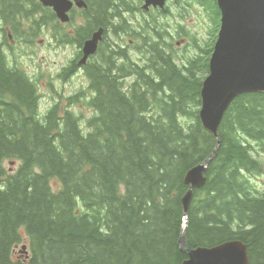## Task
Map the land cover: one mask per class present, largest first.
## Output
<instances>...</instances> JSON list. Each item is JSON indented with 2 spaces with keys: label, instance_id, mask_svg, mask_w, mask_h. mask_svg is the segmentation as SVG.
<instances>
[{
  "label": "trees",
  "instance_id": "1",
  "mask_svg": "<svg viewBox=\"0 0 264 264\" xmlns=\"http://www.w3.org/2000/svg\"><path fill=\"white\" fill-rule=\"evenodd\" d=\"M198 1L214 8L219 27L216 0ZM107 2L98 0L100 25ZM0 17L26 46L55 20L34 0H0ZM94 19L74 37H53L80 48ZM165 34L162 46H136L142 64L100 46L83 66L86 88L64 99L49 86L58 100L41 113L38 83L11 63L10 37L0 30V264H182L184 225L187 250L239 240L250 264H264V192L253 182L264 175V93L235 98L216 138L199 119L197 73L208 72L209 60L179 66ZM77 69L75 59L62 79ZM78 105L91 111L83 125ZM218 139L184 223V177ZM7 161L18 164L13 172ZM24 243L28 260L15 256Z\"/></svg>",
  "mask_w": 264,
  "mask_h": 264
},
{
  "label": "water",
  "instance_id": "2",
  "mask_svg": "<svg viewBox=\"0 0 264 264\" xmlns=\"http://www.w3.org/2000/svg\"><path fill=\"white\" fill-rule=\"evenodd\" d=\"M44 7L51 8L57 19L66 23L73 3L69 0H39ZM77 7H84L82 0H74ZM165 0H146L147 5L163 6ZM220 12V28L211 54L208 75L201 90L199 119L205 130L218 138L221 120L240 95L264 93V0H216ZM103 39L100 29L94 32L82 46L79 64L97 51ZM220 140L203 163L189 170L184 182L189 186L182 198L184 223L191 203L193 190L203 187L205 173L217 154ZM180 234L179 248L187 254L182 264H250L247 246L239 240H231L213 247H199L187 250L184 229ZM21 246L20 253H26Z\"/></svg>",
  "mask_w": 264,
  "mask_h": 264
},
{
  "label": "rangeland",
  "instance_id": "3",
  "mask_svg": "<svg viewBox=\"0 0 264 264\" xmlns=\"http://www.w3.org/2000/svg\"><path fill=\"white\" fill-rule=\"evenodd\" d=\"M181 3L186 7L189 5L188 11H173L174 14L171 17L167 20L166 18L163 19L164 29L167 30V32H165L164 29L163 31L168 34L166 43L170 47L172 46L171 52L180 65L181 63L186 64L192 61V59L197 56H202L204 60H209L217 41L220 28V26L217 27L218 22L215 10H213L214 8L212 9V7L208 8L199 1L193 3L191 0H181ZM24 28H27V26ZM56 28L59 29V27ZM70 29V27L64 28L60 33L67 34L71 37L74 32H70ZM6 30H8V27H6ZM6 30L5 32H7ZM7 34L12 35V32H7ZM53 35L54 29L43 28L40 34L34 39L33 44L29 46H26L21 40L15 37L9 40L15 53V55L10 58L11 63L14 64L15 58L17 67L23 69L38 83L41 96L39 103L41 113L45 112L50 105L58 100L57 96L52 94L49 86H52L64 99L76 94L80 89L86 88V81L82 78L80 73L70 78L67 82L58 79V75L60 74L59 70L73 60L78 48L73 45L59 44L57 41L58 39L55 40L52 37ZM126 40L128 41V39ZM117 42H119V40L108 33L103 46L109 43L116 46L115 44ZM120 44H125L124 39ZM137 44L139 45L142 43L138 41L136 45ZM200 48L203 51L200 52ZM209 49H212L211 53H203ZM132 58L137 60L140 56L139 54H133ZM207 74L208 72H198L197 77L203 81ZM64 99L61 100V103L63 107H66L67 103ZM72 109L75 110L77 115L82 113L83 116L80 115L84 117L82 125L84 119L91 115V111L82 105H78ZM17 165V163L11 164L10 161L5 162L6 169L10 172H13L17 168ZM253 182L256 189L263 193L264 175L254 177ZM51 185L55 188L57 187V182L53 180ZM24 244L26 245V243ZM22 245L23 244L16 247L15 256L22 260H28L31 255L29 248H26L25 254L19 253Z\"/></svg>",
  "mask_w": 264,
  "mask_h": 264
},
{
  "label": "flooded vegetation",
  "instance_id": "4",
  "mask_svg": "<svg viewBox=\"0 0 264 264\" xmlns=\"http://www.w3.org/2000/svg\"><path fill=\"white\" fill-rule=\"evenodd\" d=\"M34 1L37 2V0ZM70 1L74 3V0H70ZM82 1L85 4V6L77 7L75 6L74 3L73 7L70 9L68 13L69 21L64 24L57 20L52 9L45 7L46 10H48L49 15H53L55 18L53 26L59 27L60 29L58 31L54 30V32H62L64 28L67 27L71 28L70 32L72 33L81 32V30H86L89 24L93 23V19L94 18L96 19L99 13L98 0H91L92 2H89L87 0H82ZM107 1H108L106 3L107 7L105 8L107 19L106 21L103 22L104 25H100L97 18L95 27L90 31L91 34L87 38L89 39L93 34V32H97L100 29L103 32V39L99 43L98 49L94 54V56L98 53L100 46H102L105 43V39L108 33L112 34L111 32H123L120 36H114L112 34L115 38L119 40V42L115 44L117 49L123 51L124 53H126V55L129 56L130 59L140 64L143 63L142 59H140L141 57L137 59L139 61L134 60L132 58L133 54L138 55L136 48L138 44L136 45V43L138 41L142 43V45L140 46L142 50L143 49L146 50L147 48V46L144 43L146 40H149V44L156 43L159 46H162L161 36H162V32H164L163 19L166 18L167 20L169 17H171L174 14L173 11H178V10L188 11V6H189L187 4H186L187 7L184 6L181 3V0H166L162 7L158 5L157 6L147 5L146 0H107ZM191 1H193V3L198 2V0H191ZM89 8L91 9L89 10ZM7 25H8V30H6L7 32H16L15 29L14 30L9 29L11 28L10 27L11 24L10 25L7 24ZM53 26H51L49 21H46L43 25V28L54 29ZM165 32H167V30H165ZM63 35L65 36L66 34ZM87 39H85V41ZM123 39L125 44H120V42H123ZM126 39H128V41ZM109 45L112 44L109 43ZM199 51L201 52L203 50H201L200 48ZM75 57L74 58L77 59V66H79L78 63L82 57V46L78 48V50L76 51ZM92 57H90L88 60H90ZM197 57H201V56H197ZM69 64L70 62H68L65 66H63L60 69V73L62 69L66 68ZM85 65L78 67L76 73L83 74V66ZM58 79L60 81L63 80L60 75H58Z\"/></svg>",
  "mask_w": 264,
  "mask_h": 264
}]
</instances>
